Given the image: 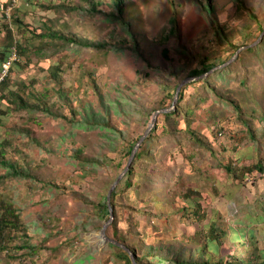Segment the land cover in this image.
Instances as JSON below:
<instances>
[{
    "label": "rangeland",
    "instance_id": "obj_1",
    "mask_svg": "<svg viewBox=\"0 0 264 264\" xmlns=\"http://www.w3.org/2000/svg\"><path fill=\"white\" fill-rule=\"evenodd\" d=\"M102 1L100 13L88 10L86 0H17L4 12L0 8V27L7 26L0 39L10 54L17 53L10 80L5 78L8 84L0 89V143L6 158L33 175H9L0 165V196L13 199L23 225L8 244L16 247L0 252V264H76L87 254L91 257L80 264H122L100 237L111 217L104 197L128 164L126 146L144 134L141 144L151 140L145 143L146 156L136 162L134 179L143 177L145 184L124 188L122 177L109 196L110 223L139 254L148 244L170 242L195 249L197 243L188 239L214 215L227 229L246 227L249 233L254 228L263 247L264 174L255 171L239 179L224 166L234 160L232 167L241 172L242 165L263 155L247 140L234 139L246 127L236 110L239 103L247 102L255 129L264 128V107L252 115L249 105L252 90L255 96L264 93V66L257 58L252 65L246 53L248 67L239 61L228 79L217 82L221 95L211 91L197 104V88L186 86L180 109L177 99L176 112L168 118L158 113L146 131L156 109L173 104L176 87L187 78L182 74L199 66V55L221 64L237 53L231 63L246 58L241 56L245 41L264 48V33L258 30L264 27V0H129L130 35L124 25L104 19L113 4ZM206 3L214 9L208 12ZM216 24L224 27L227 40H215ZM56 32L97 46L51 39L48 34ZM177 66L180 75L175 76ZM25 85L40 96L32 110L8 99L18 89L24 97ZM113 103L120 113H114ZM85 108L107 114L108 125L119 132L79 126ZM194 132L208 142L194 139ZM107 136L116 138L115 147ZM197 202L206 214L199 219ZM244 241L248 246V235ZM234 246L226 241L224 253Z\"/></svg>",
    "mask_w": 264,
    "mask_h": 264
},
{
    "label": "trees",
    "instance_id": "obj_2",
    "mask_svg": "<svg viewBox=\"0 0 264 264\" xmlns=\"http://www.w3.org/2000/svg\"><path fill=\"white\" fill-rule=\"evenodd\" d=\"M10 1L12 0H5L2 1V3L0 4V8L3 10V12L5 11V8L6 6H8ZM86 2L88 5V10H91L94 13H100L98 4L99 2L100 3L103 2L102 0H86ZM111 3L113 4V9H111V11H105V12L102 11L105 16L104 19H106L109 22H114V23L116 22L124 25V30L128 33V35H130L131 31L127 28L128 22L125 20V12L126 10H129L127 7L130 5L129 0H111ZM205 7H206L205 9L208 12L214 9L213 7L209 6L208 3L205 4ZM13 20L17 22L19 21L18 18H14ZM17 25L21 26L22 24L17 23ZM6 27L7 26L0 27V35L5 30ZM215 27L213 29L216 36L215 40L216 41L218 40L219 42L220 40H227V36L225 34L226 30L224 29V27L219 26L218 24H216ZM263 29H264L263 25L258 26V30L260 32H262ZM48 35L51 39L60 38L67 42H76L81 44L85 43L84 45L97 46V44H93L89 41H85L75 34L73 36H70L64 33L56 32V33H50ZM4 42L5 41L3 39H0V68L10 55V50H9L10 47L6 48V44ZM247 43L248 42L246 41L242 43L244 44V47H247L244 50V54L241 55L243 56V58L246 57L244 60H239L240 58H242L240 57L235 62H231L222 68H218L215 69L214 71L209 72L205 76L199 77L196 80L184 84L181 91L179 92L177 109L179 110L181 107V101L183 100L184 92L187 88L186 86H193V87L195 86L197 88V91L196 93L194 92L193 96L195 102L198 104L199 102L204 101L207 97V94L210 93L211 91H213L216 95H221L219 91L222 89L223 86L221 83H217V82L219 80L228 79L227 74L229 73V70L237 65L239 66V61H242V64L244 65L243 67H248L247 59L249 58L250 60H252L251 64L252 65L254 64L256 66L255 60L257 58V60L260 61L258 63V66L260 65V68H262V66H264V48L259 45L252 47L251 44H247ZM230 45L231 47H234V49L237 48V46L233 45V43H231ZM138 49H139L138 46L133 47V50H138ZM178 49H180L181 52H185V50L182 47H179ZM237 50L238 48L235 51ZM257 52H260V54H258ZM137 53L143 55L144 51H137ZM246 53L248 58L246 56ZM261 58H263V60ZM228 60L226 59V61ZM199 61H200L199 66L188 68V70H186V72H184V74L182 75H187L186 77L200 76L211 70L219 63V62L215 63L213 61V58L208 54H203L202 56L199 55ZM226 61H223V63ZM180 69L181 66H177L176 72L174 74L175 76L180 75L178 74V71ZM8 76L6 77V79L10 80ZM180 79L178 80V82L180 81ZM213 83L215 84V87L211 88V85L213 86ZM7 84L8 83L4 79V81L0 84V89L2 90V86H7ZM22 86H24L23 83L21 84V87ZM18 91L13 92L14 96L8 98L11 102H13V104L16 105L17 108L32 110L35 107V105L38 104L40 96L38 92H35V90L30 89L28 86L24 87L22 89V91L24 92V97L21 96L18 93ZM252 91L249 96V105L251 106L250 109L253 111L252 112L253 115L256 112V108L258 106L260 108L264 107V93H262L260 96H255L254 90ZM245 102L236 105V110L241 115V118L243 122H245L244 124H246V127L244 126V130L241 133V137L238 138L235 135L234 139H238L240 141L247 140V142H249L252 145V148L255 151H258L259 153H261L262 151L263 155L260 156L257 162L252 165H242L241 172L238 171L239 170L238 168L235 169L232 167V164H235L236 162L234 160L230 161L231 165L224 164L225 168L227 170H230L235 178H239V179H243V176L245 174L253 173L255 171L264 174V128L262 129L261 133L256 130L257 128L256 126H254L256 125L255 118L254 120L250 118L246 110L247 102L246 104ZM113 104H115L113 106L115 108L114 113H118V112L120 113L121 110L119 111L117 109V103H113ZM168 107L162 105L158 109L168 108ZM175 112H176L175 109L173 110L171 109V111L160 112L159 114H163L166 116V118H168L170 115L174 114ZM51 113H53V115H56L54 112ZM106 115L107 114H100L99 112L90 113L88 112V108H85L84 118L83 120H80L78 122V125L84 128L98 127L101 130L104 128H108L107 131L109 132H113V133H115L116 131L119 132V130L108 125V118L106 117ZM192 135H194V137L192 136L194 139L197 138L200 142H204V141L208 142L207 139L203 140V137H201L199 134L195 132ZM107 139L109 141V144L112 145L111 147L112 148L115 147L114 143L116 142V138L107 136ZM139 139L140 137L137 140L130 142L126 146L125 153L128 156H130L133 147L135 146V144L138 142ZM150 140L151 137L148 140L146 139L144 143L142 144L140 143L141 145H139L135 153V156L132 160L133 165L129 166L126 174L124 175V181H123L124 188L135 185H139L140 187H143V185L145 184L143 177L139 180L134 179V177L137 175L135 165L138 159L142 158L143 156H146L148 149H147V144L145 143L147 141L149 142ZM3 145L4 144L0 143V165H4L6 167L7 173L9 175H14V176L33 177L28 167H18L16 162L14 161L11 162V160L6 158V150L3 148ZM114 195L115 194H113L112 196V206L115 208L116 202ZM104 199L106 206L109 205V207H106V213L110 215V204L106 196L104 197ZM157 201H158L157 204L161 205L160 199H158ZM196 206H197L195 209L196 217L198 219L204 217L206 214H204V212L202 213L200 210L202 204L200 202H197ZM20 218H21L20 212L18 208L15 206L13 199L9 200L7 197L0 196V252L5 250L9 252L10 248L13 247V246H8V244L11 240L17 237L18 233L23 228ZM109 225H108L109 227H112L113 233L110 236L106 228L107 236L117 241L118 243L125 245V247L128 249L127 250L126 248L118 244H115L113 242H107L109 247L116 252L115 254L118 255L120 258H122V264H264V246L259 248V241L255 237L254 228L249 233L246 231L247 230L246 227H237L234 225H229L227 226L228 227L227 229L225 227H221L215 215L214 217L211 218V220L208 222V224H206L204 228H201L196 231L195 238L188 239L191 242L197 243L195 249H191V250H189V248L185 246H182L181 242L179 246H175L174 243L170 242L168 245H166L165 243L159 245L156 244V246L153 244H148L147 246H144L141 253L139 254L138 248L134 243L133 244L128 243L126 236L117 233L114 224L110 223ZM247 235L249 237L248 246H246V243L244 241V238ZM226 241L232 242L233 245L235 246L232 251L224 253V243ZM239 244H242L243 246H238ZM15 247L16 246H14L13 248ZM18 247L25 248V245L20 244V246ZM90 257L91 256L87 254L86 256H82L77 260H75V263L80 264L82 262H85Z\"/></svg>",
    "mask_w": 264,
    "mask_h": 264
},
{
    "label": "water",
    "instance_id": "obj_3",
    "mask_svg": "<svg viewBox=\"0 0 264 264\" xmlns=\"http://www.w3.org/2000/svg\"><path fill=\"white\" fill-rule=\"evenodd\" d=\"M263 33H264V30H263V32H262V35H263ZM255 43H256V42H255ZM251 45H252V44H251ZM248 46H250V45H248ZM243 47H244V46H243ZM237 51H238V50H237ZM237 51H236V52H237ZM236 55H237V53H235V54L232 56V58H230L228 61L216 65V66L213 67L211 70H209L208 72H206V73H204V74H202V75H200V76L187 77V78H185L182 82H180V83L178 84V86H177V88H176V91H175V94H174L173 104H172L170 107H168V108L157 109V110L155 111V114H154V116H153L152 123L150 124V126H149V128L147 129L146 133H147L148 131L151 130L152 126H153L154 123H155V120H156V117H157L158 113H160V112H165V111H169V110H171L172 108H174L175 103H176V101H177V99H178V97H179L180 89H181V87H182L185 83H188V82H191V81H193V80H196L197 78L202 77V76H205V75H207L209 72L214 71L215 69L222 68V67L226 66L227 64H229V62L231 61V59H233ZM145 135H146V134L142 135V136L140 137V139L138 140V142L135 144V146L133 147L132 152H131V154H130V157H129V160H128V164H127V166H126V167L124 168V170L118 175L116 181L112 184V186H111V188H110V190H109V193H108V195H107V200H108V202H109L110 192H111V191L117 186L118 182H119V181L122 179V177H124V175L126 174L128 168H129V166H130V163L132 162V160H133V158H134V156H135V153H136V151H137V149H138V147H139V145H140V142L143 140V138H144ZM110 214H111V217H110V218L104 223V225H103V227H102V229H101V231H100V237L103 238L106 242H113V243H115V244H118V245H120V246L126 248L125 245H123V244H121V243H118L117 241H115V240L109 238V237L107 236V234H106V228H107V226L110 224L111 219H112V217H113L111 211H110ZM126 249H127V248H126ZM127 250H128V249H127Z\"/></svg>",
    "mask_w": 264,
    "mask_h": 264
},
{
    "label": "built area",
    "instance_id": "obj_4",
    "mask_svg": "<svg viewBox=\"0 0 264 264\" xmlns=\"http://www.w3.org/2000/svg\"><path fill=\"white\" fill-rule=\"evenodd\" d=\"M17 0H12L13 3H15ZM16 52L14 51L10 57L8 58V60L6 62L3 63L1 70H0V84L2 83V81L8 76L9 70L11 68V65L13 62H15L16 58Z\"/></svg>",
    "mask_w": 264,
    "mask_h": 264
},
{
    "label": "clouds",
    "instance_id": "obj_5",
    "mask_svg": "<svg viewBox=\"0 0 264 264\" xmlns=\"http://www.w3.org/2000/svg\"><path fill=\"white\" fill-rule=\"evenodd\" d=\"M10 55H11V54H10ZM10 55H9V57H10ZM9 57H8V58H9ZM7 60H8V59H7ZM7 60H6V61H7ZM6 61H5V62H6ZM13 63H14V62H13ZM13 63H12V65H13ZM2 65H3V64H2ZM12 65H11V66H12ZM1 67H2V66H1ZM0 69H1V68H0Z\"/></svg>",
    "mask_w": 264,
    "mask_h": 264
},
{
    "label": "bare ground",
    "instance_id": "obj_6",
    "mask_svg": "<svg viewBox=\"0 0 264 264\" xmlns=\"http://www.w3.org/2000/svg\"><path fill=\"white\" fill-rule=\"evenodd\" d=\"M15 23V22H14Z\"/></svg>",
    "mask_w": 264,
    "mask_h": 264
}]
</instances>
